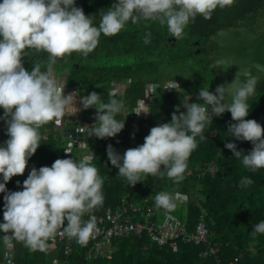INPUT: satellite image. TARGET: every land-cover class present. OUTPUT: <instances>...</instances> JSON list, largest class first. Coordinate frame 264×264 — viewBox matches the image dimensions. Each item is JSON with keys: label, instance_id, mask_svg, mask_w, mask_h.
Here are the masks:
<instances>
[{"label": "clouds", "instance_id": "1", "mask_svg": "<svg viewBox=\"0 0 264 264\" xmlns=\"http://www.w3.org/2000/svg\"><path fill=\"white\" fill-rule=\"evenodd\" d=\"M233 4L234 0H114L100 13L99 25L94 26L90 16L76 6V0H0V120L8 136L0 146V193L5 194L0 233L5 245L15 240L31 251L46 252L48 241L59 234L86 246L96 225L91 216L86 221L83 217L103 203V179L89 156L56 159L50 167L32 168L23 181V190L6 188L14 176L24 175L28 161L40 147L39 129L59 122L71 102V96H65L54 79L53 66L73 53L87 58L98 47L101 34L117 35L129 22H158L166 26L172 38L180 40L198 16L210 20L217 8ZM150 35L145 36V43L150 42ZM41 52L47 54L46 69L42 70L39 63L26 69L25 57ZM215 64L224 72L235 67L233 79L216 85L214 91L200 88L197 102L176 106L169 122L152 127L142 145L127 149L122 156L111 144L107 146L111 165L130 186L148 176L166 175L177 184L183 181L187 161L198 147L197 137L203 141L213 117L226 112L234 121L227 129L229 137L249 142L252 148L245 153L237 150L235 142L224 147L246 169H264V125L248 118V99L256 87L252 70L230 57H219ZM81 103L84 110L96 109V126L89 129V137L114 138L124 129L125 120L115 118L123 108L122 100L110 97L104 102L99 93L90 92ZM181 106L186 111H180ZM252 183L247 177L241 180L242 187ZM154 202L157 209L166 212L176 208L175 197L168 192L157 193ZM252 234H264V221L253 226Z\"/></svg>", "mask_w": 264, "mask_h": 264}, {"label": "trees", "instance_id": "2", "mask_svg": "<svg viewBox=\"0 0 264 264\" xmlns=\"http://www.w3.org/2000/svg\"><path fill=\"white\" fill-rule=\"evenodd\" d=\"M113 2L76 0V6L90 16L94 26H98L100 13ZM246 18H264V0H234L231 7L217 8L210 20L198 16L185 29V38L176 41L166 26L161 27L158 22H129L117 35L106 37L101 34L98 47L87 58L73 53L66 61H59L55 65V73L58 78H64L67 90L76 91L81 98L90 92H97L104 102H108L110 97L123 101V108L115 117L118 121L125 120L124 129L117 134L121 137L119 142L116 141L117 136L103 140L88 136L89 129L96 126L95 107L82 109L81 117L77 119L67 114V118L75 124L81 119L86 131L77 138L80 143L95 150L90 163L103 179V203L99 206L103 211L118 209L129 202L140 203L147 197L156 216L161 218L164 210L155 207L154 198L157 193L168 192L174 195L175 201L179 198L185 200L187 210L182 219H186L190 229L195 228L202 214L205 215L209 240L220 247L224 263L264 264V234H252L253 226L264 221V169L255 172L246 169L241 160L234 158L232 152L224 147L225 143L235 142L237 150L243 149L245 153L252 148L249 142L234 141L229 137L227 129L234 123L230 113L213 117V122L204 130L205 139L200 141L197 137L198 147L191 153L184 179L178 184L165 175L148 176L145 181L130 186L125 178L117 175L119 170L111 165L107 156L109 144L122 154L129 148L142 145L152 127L171 120L176 106L197 102L200 88L211 87L210 90L214 91L218 69L207 53L209 39L219 30H229ZM148 33L151 34L150 42L145 43ZM199 49L200 53H197ZM36 63L45 70L47 54L31 53L24 59V67L28 70ZM170 81L176 82L177 88L166 92L165 86ZM122 84L123 92H116V86ZM150 85L155 86L158 99L154 98L151 103L149 117L140 118L136 132L132 133V118L139 100L145 98ZM248 105V118L264 125L263 76L257 78L255 92ZM180 111L186 109L181 106ZM2 115L3 110L0 109ZM65 130L56 121L42 126L39 129L41 145L28 164L34 163V168L39 169L50 167L56 159H83L85 151L75 143L69 129ZM6 131L5 123L0 120V146H4L8 139ZM67 139L71 144L66 142ZM29 172L14 176L6 184L7 190H23V181ZM245 177L253 181L248 187L241 186ZM0 182H3L2 176ZM4 195L0 193V223L3 222ZM173 211L179 210L175 208ZM143 218L137 216V219ZM0 236L4 234L0 233ZM48 244V250L42 252L31 251L23 243L15 241L16 264H54L56 261L58 264H214L211 258L201 256L205 245L177 240L174 247H160L147 235L116 238L112 241L110 254L90 260L86 259V253L92 246L91 241L86 246L73 241L70 254H65L63 243L54 246L49 240ZM0 264H6L1 246Z\"/></svg>", "mask_w": 264, "mask_h": 264}, {"label": "built area", "instance_id": "3", "mask_svg": "<svg viewBox=\"0 0 264 264\" xmlns=\"http://www.w3.org/2000/svg\"><path fill=\"white\" fill-rule=\"evenodd\" d=\"M174 88H177V83L170 81L166 84L165 91L170 92ZM64 90L66 91L64 92L65 96L72 93L76 94V96L78 95L76 91L67 90L66 87L63 88V91ZM154 97L155 87L154 85H150L149 89L146 90L145 98L139 100L136 108V112L139 111L143 113L144 111H147L148 113L141 115L135 114L133 116L132 133L136 132L140 118L149 117V108L154 100ZM68 111L69 109H66L65 114L68 113ZM80 117L81 116L79 114L78 118ZM74 129L75 133L79 137L85 133L86 126L83 125L81 123V119H79ZM120 139L121 137H116V141L119 142ZM74 141L85 151L83 158L89 156L91 157L90 162L93 161L95 153L94 148L90 147L88 150L87 147L89 146L84 143H80L78 138H74ZM116 152L123 155L119 150ZM34 167V163H29L25 172L31 171ZM138 215L144 216V218L137 219ZM90 216L94 218L96 227L89 239V241L92 242V246L86 253V259L88 260L110 254L112 252V241L116 238L132 235H147L152 242L156 243L160 247L168 245L174 247L175 241L177 240H181L188 244L205 245V249L201 253L202 258H211L214 261V264H238L236 261H231L229 263H224L222 261L220 256V247L209 240V231L204 214L200 216L195 228L190 229V225L187 223L186 219H181L172 212L164 211L161 218L157 217L154 207L150 205V198L146 197L143 202H129L118 209L108 208L103 211L102 208L98 206L92 210L90 214H86L83 219L86 221L90 218ZM50 240L54 246L58 243L65 244V254L71 253L73 250L72 242L76 241L66 235L61 236L59 234ZM0 246L3 250L6 264H16L14 257L16 247L15 241L12 240L9 245H5L3 236H0ZM54 264H58V261L54 262Z\"/></svg>", "mask_w": 264, "mask_h": 264}, {"label": "water", "instance_id": "4", "mask_svg": "<svg viewBox=\"0 0 264 264\" xmlns=\"http://www.w3.org/2000/svg\"><path fill=\"white\" fill-rule=\"evenodd\" d=\"M173 40L176 41L175 38ZM263 43L264 28L257 27L254 20L246 18L232 29H222L211 36L207 44V53L214 63L219 57H230L242 67L250 68L253 77L256 72L264 77ZM197 53H200V49ZM235 72V67L227 72L219 71L217 85L230 82ZM228 102L231 103V100ZM69 134L73 138L78 137L75 129H69Z\"/></svg>", "mask_w": 264, "mask_h": 264}, {"label": "rangeland", "instance_id": "5", "mask_svg": "<svg viewBox=\"0 0 264 264\" xmlns=\"http://www.w3.org/2000/svg\"><path fill=\"white\" fill-rule=\"evenodd\" d=\"M47 64V63H46ZM53 77H54V79L56 80V82H57V84L59 85V86H61L62 87V89L65 87L64 85H65V83H64V78H58L57 77V74L55 73V65L53 66ZM63 80V81H62ZM123 89H124V85L122 84V85H118V86H116V92H123ZM64 92H66L65 90H64ZM70 96H71V98H72V96H76V94H74V93H72V94H70ZM78 96V95H77ZM155 99H158V94H157V92L155 93V97H154ZM66 109H69V111H68V113H66L64 116H67V114H72V115H74L75 116V118L77 119L78 118V115L80 114V112L82 111V109H83V106H82V103H81V97H80V103L78 102V105L76 106V100L75 99H71V102H70V104L67 106V108ZM59 124L62 126V128L65 130V128L66 129H74V127L76 126V124L74 123V122H71L69 119H67L66 118V122H64V120L63 119H61L60 121H59ZM69 136V135H68ZM66 142L68 143V144H71L70 143V141L67 139L66 140ZM66 142H65V144H66ZM68 144H67V146H68ZM89 148L90 147H87V149L89 150ZM84 155V154H83ZM187 206H186V202H185V200H183V199H181V198H179L178 199V201H176V208H177V210H179V211H171L173 214H175L176 216H178L179 218H184V216H185V214H186V210H187V208H186ZM180 216H183V217H180Z\"/></svg>", "mask_w": 264, "mask_h": 264}, {"label": "flooded vegetation", "instance_id": "6", "mask_svg": "<svg viewBox=\"0 0 264 264\" xmlns=\"http://www.w3.org/2000/svg\"><path fill=\"white\" fill-rule=\"evenodd\" d=\"M253 20V19H252ZM256 22V26L259 27V28H264V18H261V19H258V20H254ZM241 23V22H240ZM238 25V24H237ZM235 27V26H234ZM232 29V28H231ZM263 47V54H264V43L262 45ZM218 69V68H217ZM219 72V70H218ZM262 75L259 74V73H255V79L257 80V78L261 77ZM217 82H218V74H217Z\"/></svg>", "mask_w": 264, "mask_h": 264}, {"label": "crops", "instance_id": "7", "mask_svg": "<svg viewBox=\"0 0 264 264\" xmlns=\"http://www.w3.org/2000/svg\"><path fill=\"white\" fill-rule=\"evenodd\" d=\"M64 80V79H63ZM72 99H75L76 100V106L78 105V102L80 103V97L79 96H72ZM64 118V122H66V118L67 116H63ZM68 119V118H67Z\"/></svg>", "mask_w": 264, "mask_h": 264}]
</instances>
